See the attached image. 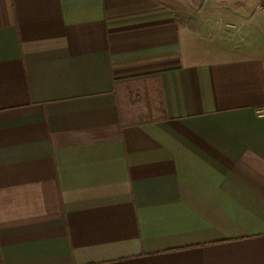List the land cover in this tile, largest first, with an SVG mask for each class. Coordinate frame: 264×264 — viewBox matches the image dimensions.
Here are the masks:
<instances>
[{
	"label": "crops",
	"instance_id": "1",
	"mask_svg": "<svg viewBox=\"0 0 264 264\" xmlns=\"http://www.w3.org/2000/svg\"><path fill=\"white\" fill-rule=\"evenodd\" d=\"M0 264H264V0H0Z\"/></svg>",
	"mask_w": 264,
	"mask_h": 264
}]
</instances>
